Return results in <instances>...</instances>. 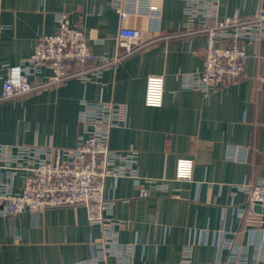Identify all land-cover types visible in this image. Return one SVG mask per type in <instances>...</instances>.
<instances>
[{
  "label": "crops",
  "instance_id": "crops-1",
  "mask_svg": "<svg viewBox=\"0 0 264 264\" xmlns=\"http://www.w3.org/2000/svg\"><path fill=\"white\" fill-rule=\"evenodd\" d=\"M150 2L160 8L159 18L121 22L111 0H0V95L9 67L30 58L40 38L57 32V15L81 30L100 56L115 54L122 27L144 35L140 50L104 69L95 82L70 79L0 101V139L8 145L51 147L55 161L56 153L73 149L83 133L82 101L123 105L127 122L110 131L109 148L137 152L139 174L167 189L149 188V196L141 197L129 178L107 179L105 197L114 200L112 217L122 222L119 242L133 246L134 264H180L187 245L193 247L191 264H229L223 242L251 245L264 239L262 228L238 216L248 203L238 187L257 180L264 167V84L255 78L264 69V41L244 44L251 59L241 80L209 93L187 88L184 75L204 68L206 36L181 34L182 3ZM260 12L264 0H225L218 9L220 20H248ZM150 74L165 79L161 108L144 105ZM41 81L31 78L32 84ZM228 146L249 147L248 162L228 161ZM180 158L194 161L191 182L175 181ZM23 186L17 176L14 191ZM102 235L81 206L0 217V264H76L92 258Z\"/></svg>",
  "mask_w": 264,
  "mask_h": 264
},
{
  "label": "built area",
  "instance_id": "built-area-1",
  "mask_svg": "<svg viewBox=\"0 0 264 264\" xmlns=\"http://www.w3.org/2000/svg\"><path fill=\"white\" fill-rule=\"evenodd\" d=\"M177 1L184 6L186 18L181 34L206 36L204 68L202 72L184 75V86L209 93L244 78L251 59L244 44L264 41V12L248 20L239 17L220 20L218 9L225 0ZM111 5L119 12L121 22H127L130 17L161 16L160 8L150 0H111ZM56 22L57 32L40 38L30 58L9 67L8 76L2 81L0 101L48 90L70 79L95 82L104 69L114 67L144 46L143 33L125 26L119 30L115 54L112 57L96 55L85 34L70 27L66 16L57 15ZM32 77H40L42 81L32 84ZM255 78L264 84V69ZM164 88L163 75H148L144 105L161 108ZM78 119L83 125V133L76 146L59 150L55 161V150L51 147L8 145L0 139V217L84 207L90 224L100 226L103 235L95 244L92 258L76 264H104L109 258L115 259V264H134L133 246L118 240L122 222L112 217L114 200L105 197L106 181L108 178H129L141 197L149 196V188L165 191L167 187L139 174L137 152H116L109 148L110 131L127 122L123 105L82 101ZM250 151L249 147L228 146L226 159L246 164ZM193 173L192 159L177 161L175 181L191 182ZM17 176L24 181L20 192L13 189ZM238 189L248 197L246 207L238 210V216L264 230V215L254 209L257 203L264 205V167L257 180ZM221 247L228 251L229 264H264V239L251 245L236 244L230 239ZM192 258L193 247L187 245L182 250L180 264H191Z\"/></svg>",
  "mask_w": 264,
  "mask_h": 264
},
{
  "label": "water",
  "instance_id": "water-1",
  "mask_svg": "<svg viewBox=\"0 0 264 264\" xmlns=\"http://www.w3.org/2000/svg\"><path fill=\"white\" fill-rule=\"evenodd\" d=\"M255 212L256 213H263L264 214V205L262 206L260 203L255 205Z\"/></svg>",
  "mask_w": 264,
  "mask_h": 264
}]
</instances>
